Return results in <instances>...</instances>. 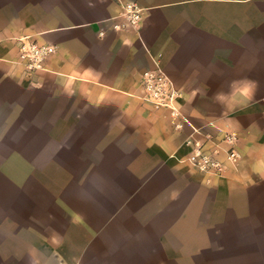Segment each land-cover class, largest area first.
Masks as SVG:
<instances>
[{
	"label": "crops",
	"instance_id": "crops-1",
	"mask_svg": "<svg viewBox=\"0 0 264 264\" xmlns=\"http://www.w3.org/2000/svg\"><path fill=\"white\" fill-rule=\"evenodd\" d=\"M23 41L55 51L29 71ZM147 73L189 123L144 98ZM243 78L246 105L210 99ZM224 132L223 176L182 161ZM0 147V264H264V0H0Z\"/></svg>",
	"mask_w": 264,
	"mask_h": 264
},
{
	"label": "built area",
	"instance_id": "built-area-1",
	"mask_svg": "<svg viewBox=\"0 0 264 264\" xmlns=\"http://www.w3.org/2000/svg\"><path fill=\"white\" fill-rule=\"evenodd\" d=\"M126 14L130 22H134L140 16L139 11L132 8L127 9ZM54 51L55 46L50 44L23 41L19 49V60L27 70L33 71L42 68L45 60ZM143 85L145 99L150 100L157 106L171 107L172 123L176 127H182L183 122L189 123V120L174 105L178 97L177 90L168 84L162 74L147 73ZM237 139L238 137L234 132H224L222 141L227 147H221L219 144L207 147V141H190L194 147L182 161H187L198 170L211 176H223L227 167L226 162L220 158V153L224 151L226 161L230 165L236 166L241 159V154L236 147Z\"/></svg>",
	"mask_w": 264,
	"mask_h": 264
},
{
	"label": "clouds",
	"instance_id": "clouds-1",
	"mask_svg": "<svg viewBox=\"0 0 264 264\" xmlns=\"http://www.w3.org/2000/svg\"><path fill=\"white\" fill-rule=\"evenodd\" d=\"M258 87V82L249 78L232 80L228 84V92L219 90L210 99L234 111L237 106L246 105L250 102L254 98ZM195 98L196 94L194 93L193 102Z\"/></svg>",
	"mask_w": 264,
	"mask_h": 264
},
{
	"label": "rangeland",
	"instance_id": "rangeland-1",
	"mask_svg": "<svg viewBox=\"0 0 264 264\" xmlns=\"http://www.w3.org/2000/svg\"><path fill=\"white\" fill-rule=\"evenodd\" d=\"M33 147L31 148V151H32V156H33V159H34V162L35 164L37 163V155L38 153H40L41 151V136L40 135H34L33 137ZM10 151H11V147H0V157L1 159H5V158H9L10 157ZM47 155L48 156H58V153L56 151H53V149L50 147L47 149ZM186 158V157H185ZM184 159V158H183ZM191 168L192 170H194L195 172H198L200 173L201 175H204V176H211L207 173H204L200 170H198L197 168H195L194 166H192L190 163H188L187 161H185ZM211 177H216V176H211ZM61 206L64 208V214L65 215H60V216H56L55 220L58 219L60 220V222L62 221H67L68 219V216H69V212H71L72 210L69 209V201L67 199H64L62 202H61ZM53 221L51 220V223Z\"/></svg>",
	"mask_w": 264,
	"mask_h": 264
}]
</instances>
